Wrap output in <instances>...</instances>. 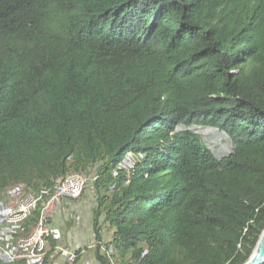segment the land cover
Segmentation results:
<instances>
[{"label":"trees","instance_id":"16d2710c","mask_svg":"<svg viewBox=\"0 0 264 264\" xmlns=\"http://www.w3.org/2000/svg\"><path fill=\"white\" fill-rule=\"evenodd\" d=\"M69 173L92 176L97 264L245 263L264 228V0H0V201Z\"/></svg>","mask_w":264,"mask_h":264},{"label":"built area","instance_id":"2783aa9c","mask_svg":"<svg viewBox=\"0 0 264 264\" xmlns=\"http://www.w3.org/2000/svg\"><path fill=\"white\" fill-rule=\"evenodd\" d=\"M134 161L128 153L116 170H127ZM88 183L90 180L82 173H69L52 188L41 189L36 194L27 193L22 184L8 188L7 201H0V262L42 264L48 239L58 243L62 237L60 229L50 220L55 207L62 199H81ZM39 206V218L27 228V222ZM55 250L58 257L54 264H75L74 250L59 245Z\"/></svg>","mask_w":264,"mask_h":264},{"label":"rangeland","instance_id":"374dc122","mask_svg":"<svg viewBox=\"0 0 264 264\" xmlns=\"http://www.w3.org/2000/svg\"><path fill=\"white\" fill-rule=\"evenodd\" d=\"M196 133H198L200 136L203 137L205 143L207 144L208 148L217 156V157H223L226 156L230 152V145L229 143L222 137L221 134L216 132L215 130L210 129H204V128H194ZM93 175V174H92ZM91 175L87 177L91 181ZM3 201H7L6 197L3 198ZM66 199H62L61 202ZM69 200V199H68ZM71 201V200H70ZM61 202L55 207L53 211V215L50 217V220L54 223V218L56 217V220H62L65 224L64 227L61 229L63 238L65 240L66 236L71 239L75 240V242L79 245V249L82 250V255L85 256L86 259L80 261V264H97L94 255H93V248H94V238L92 233V219L86 220L84 217L82 219V216L78 210L80 207H86L87 212L92 215V209L95 207V200L94 195L92 191V185L88 183V185L85 188V191L81 197V199L78 200L79 206L75 205L69 209V212L72 211L73 218L80 217L79 220L74 222V220L68 219L67 221L64 219V216L59 217V209ZM59 206V207H58ZM82 211V210H81ZM75 214V215H74ZM80 214V215H79ZM68 222V223H67ZM52 223V224H53ZM61 222L58 221L57 224H60ZM55 225V224H54ZM58 227V226H57ZM59 228V227H58ZM103 242L106 243L109 240V235L107 228L105 225H103Z\"/></svg>","mask_w":264,"mask_h":264},{"label":"crops","instance_id":"0c3cea01","mask_svg":"<svg viewBox=\"0 0 264 264\" xmlns=\"http://www.w3.org/2000/svg\"><path fill=\"white\" fill-rule=\"evenodd\" d=\"M75 205H77V206H79V204H78V200H68V199H66V200H63L62 202H61V204H60V208L59 209H57V210H59V217H61V216H64V219L67 221V217H69L68 219H71V220H74V222L76 221H78L79 220V218L80 217H75V218H73V213H72V211L71 212H69V209L71 208V207H73V206H75ZM59 207V206H58ZM78 210H79V212L80 213H82L81 214V216H82V219H83V217L86 219V220H91L92 219V215L91 214H89L88 212H87V208L86 207H79L78 208ZM82 210V211H81ZM75 215V214H74ZM80 215V214H79ZM57 218L55 217L54 218V223H53V225L54 226H58L59 227V229H60V231H61V229L64 227V223H63V221L62 220H56ZM84 220V219H83ZM58 221H60L61 223L60 224H57V222ZM68 223V222H67ZM61 234H62V231H61ZM57 245H59L60 247H65V248H68V249H72V250H74V251H76L77 249H79V245L75 242V240L73 239V240H71L70 238H69V236L67 237L66 236V238H65V240H64V238H63V234H62V237H61V239H60V241L57 243ZM82 255V254H81ZM83 257H84V259H86L85 258V256H81V259H80V261H82L83 260ZM79 261V262H80ZM78 262V264H80Z\"/></svg>","mask_w":264,"mask_h":264},{"label":"water","instance_id":"95a60500","mask_svg":"<svg viewBox=\"0 0 264 264\" xmlns=\"http://www.w3.org/2000/svg\"><path fill=\"white\" fill-rule=\"evenodd\" d=\"M263 263H264V228L258 237V240L250 257L243 264H263Z\"/></svg>","mask_w":264,"mask_h":264}]
</instances>
